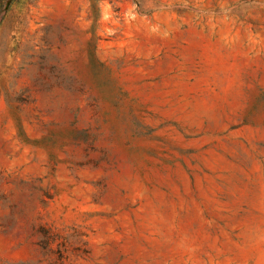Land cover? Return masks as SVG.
Here are the masks:
<instances>
[{
	"label": "rangeland",
	"instance_id": "374dc122",
	"mask_svg": "<svg viewBox=\"0 0 264 264\" xmlns=\"http://www.w3.org/2000/svg\"><path fill=\"white\" fill-rule=\"evenodd\" d=\"M0 264H264V0H0Z\"/></svg>",
	"mask_w": 264,
	"mask_h": 264
}]
</instances>
